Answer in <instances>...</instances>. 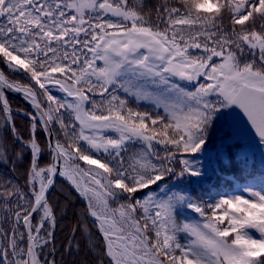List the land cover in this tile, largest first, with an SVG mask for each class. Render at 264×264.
I'll return each mask as SVG.
<instances>
[{"label":"snow or ice","instance_id":"6c2138e0","mask_svg":"<svg viewBox=\"0 0 264 264\" xmlns=\"http://www.w3.org/2000/svg\"><path fill=\"white\" fill-rule=\"evenodd\" d=\"M142 8L143 0L131 6L128 0H0V57L12 71L30 73L46 97L42 104L34 85L10 82L0 72V84L39 110L38 116L25 113L31 120L25 138L0 91L3 131L20 146L9 155L7 135H0V166L14 169L28 161L25 187L0 177V237L7 241L0 264H56L42 256L49 246L55 251L57 218L49 193L57 177L88 202L107 257L97 264H264V193L214 203L168 194L170 181L203 180L197 161L179 157L207 152L224 110L239 109L264 145V24L259 31L246 26L257 15L264 20V0H160L155 19ZM46 85L72 101L58 99ZM118 91L163 108L165 115L133 110ZM57 124L64 142L51 140L59 135ZM38 129L49 138L51 162L43 167ZM108 130L117 137L105 136ZM133 140L143 143L145 155L126 166L122 153ZM153 143L164 146L162 156ZM101 152L107 159L94 157ZM122 198L119 208H109L110 200ZM181 210L200 219L178 222Z\"/></svg>","mask_w":264,"mask_h":264},{"label":"trees","instance_id":"16d2710c","mask_svg":"<svg viewBox=\"0 0 264 264\" xmlns=\"http://www.w3.org/2000/svg\"><path fill=\"white\" fill-rule=\"evenodd\" d=\"M129 5H134L135 0H128ZM160 3V0H143V8L140 9L144 13L149 14L155 19V7ZM108 20H116L115 17H105ZM224 22L228 25L227 14L224 17ZM264 24V20L257 15L255 21L252 20L246 22V26H253L258 31L260 25ZM73 67H77L73 65ZM0 69L5 74L10 82L19 84L34 85L38 94V99L42 104H46V97L44 96V90L40 89L38 85L31 79L30 73L24 70L12 71L3 58L0 57ZM59 77V74H56ZM174 83L180 84L186 90H194L193 86H190L182 81L172 80ZM49 91L55 95L58 99L67 100L64 92L58 90L54 85H46ZM148 91L153 95L159 93L158 89L149 87ZM116 94L122 98L126 97L123 91H118ZM8 100L11 110L12 119L14 120L20 134L27 138L29 135L31 120L23 118L18 114L32 113L24 104L17 99L5 95ZM95 101L99 102L101 97L95 95L92 97ZM129 106L133 110L141 112H149L154 117L165 115L163 108L156 107L155 104L145 100L136 101L134 97H126ZM211 100H216L217 97H210ZM64 111L63 109L61 110ZM229 109L224 110V118L218 119L210 132V143L207 144V152L204 154H197L193 156H183L179 158H188L197 161L202 166L203 171L206 173L202 181L190 183L185 180L170 181L168 188L171 191L169 195L173 193L188 194L193 199L199 201H206L214 203L216 200L223 196H231L233 194L246 195L248 191H255L264 193V145H261L259 140L252 138H240L232 134L231 126L228 120ZM67 120V114H65ZM0 128L2 135H7V149L8 154L11 155L13 151H19L20 146L15 143L11 132L5 133L4 123L0 121ZM58 137L54 135L55 139L59 138L64 142L65 137L63 132L60 131L59 125H55ZM76 131H79L77 124ZM105 136L110 137V133H106ZM113 137V136H111ZM37 139L42 146V158L40 161L41 166H46L50 163L48 157L47 146L41 130H37ZM83 143V142H82ZM87 147V145H85ZM154 149L159 155L164 154V146L153 143ZM94 157L99 156L103 161L107 159L101 152L99 154L93 153ZM138 155H145V149L142 143L136 141H129L127 144V151L122 153L124 157L125 165L133 161V157ZM147 158L151 159L153 163H159L160 161L155 158L151 153L147 154ZM81 166L83 164L80 162ZM178 166V164H177ZM28 168V161L25 160L22 163H17L13 169V165L9 164L7 167L0 166V177H7L14 185L20 187L26 186V173ZM156 186H153L155 189ZM148 191V190H145ZM159 196H163L164 193H157ZM31 198V193L28 194ZM137 197H141L142 193H137ZM49 201L52 204L57 218V226L55 230L54 246H49L43 250V258L56 261V264H97L98 260L104 259L107 261V257L102 255L103 253V236L99 231L96 221L87 214V203L80 197L75 188L66 180L59 177L55 183L54 189L49 195ZM124 202L123 198L120 200ZM39 219V217H37ZM200 218L197 214L189 210H181L178 216V222H191L196 223ZM3 217L0 216V223H2ZM9 223H4V228H9ZM22 228V226H21ZM254 236H258L254 230H250ZM187 239L183 235L181 236L182 242ZM7 243L3 237H0V247H3ZM71 244V250L68 251V247ZM76 245H79L77 249Z\"/></svg>","mask_w":264,"mask_h":264},{"label":"water","instance_id":"95a60500","mask_svg":"<svg viewBox=\"0 0 264 264\" xmlns=\"http://www.w3.org/2000/svg\"><path fill=\"white\" fill-rule=\"evenodd\" d=\"M0 72L1 69H0ZM0 91H3L4 95L10 96L12 98L17 99L19 102H21L22 104H24L33 114L35 115H39V110L36 109L32 104H30L28 102V99L22 94V93H18L15 92L11 89L6 88L4 85L0 84ZM19 116L29 119V116L26 115H22V114H18ZM229 122L231 125V129H232V134L234 136H238V137H249V138H253V139H258V136L255 134V131L252 129L251 125L249 124V122L247 121V118L243 115V113L239 110V109H230L229 111ZM46 146L48 145L49 142V138L47 137V134L44 133L42 131ZM51 140L54 142L55 141V137L53 135V137H51ZM48 151V148H47ZM48 157L49 160L51 162V156L50 153L48 151ZM58 177L56 178L57 181ZM53 189L50 190V193ZM49 193V195H50Z\"/></svg>","mask_w":264,"mask_h":264},{"label":"rangeland","instance_id":"374dc122","mask_svg":"<svg viewBox=\"0 0 264 264\" xmlns=\"http://www.w3.org/2000/svg\"><path fill=\"white\" fill-rule=\"evenodd\" d=\"M141 51H143V50H141ZM97 64L99 65V66H103V62L102 61H97ZM171 80H176V81H181V80H179L177 77H171ZM183 82V81H182ZM200 82H205V81H203V79L201 78V81ZM184 83H185V81H184ZM186 84H188V85H190V86H193V87H195V85H193V84H189V83H187L186 82ZM55 86V85H54ZM57 89H58V87L57 86H55ZM59 90V89H58ZM65 95H66V97H67V101H72V98L71 97H68L67 96V94L65 93ZM79 126V125H78ZM106 133H110L111 134V136H113L112 138H115V137H117V133L116 132H114V131H111V130H108V131H105L103 134L105 135ZM0 135H2V132H1V128H0ZM110 136V137H111ZM133 141H135V140H133ZM136 142H140V141H136ZM140 143H142V142H140ZM143 144V143H142ZM82 164H83V162H81ZM83 168H85V169H87V168H89L90 166H88V165H85V164H83V166H82ZM91 167H94V166H91ZM97 171H100L99 169H96ZM61 178H63L64 180H66V181H68L70 184H71V182L69 181V180H67L65 177H61ZM77 179H80V177H77ZM85 180L87 179V178H84ZM72 185V184H71ZM73 186V185H72ZM74 187V186H73ZM37 188H38V185H37ZM79 194V193H78ZM80 195V194H79ZM81 197V196H80ZM86 203H88L83 197H81ZM120 203H122L121 201H117V202H112L111 200L109 201V208L110 209H117V208H119V206H120ZM109 215H111V212H109ZM93 218V217H92ZM94 220H95V218H93ZM97 223V222H96Z\"/></svg>","mask_w":264,"mask_h":264}]
</instances>
